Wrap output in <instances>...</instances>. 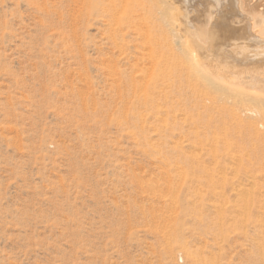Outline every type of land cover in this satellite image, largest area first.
I'll return each instance as SVG.
<instances>
[{"label":"rangeland","instance_id":"1","mask_svg":"<svg viewBox=\"0 0 264 264\" xmlns=\"http://www.w3.org/2000/svg\"><path fill=\"white\" fill-rule=\"evenodd\" d=\"M224 1L175 6L236 18L232 42L264 34V0ZM111 6L0 0V264H264V210L234 172L216 188L199 172L180 78L144 85V38Z\"/></svg>","mask_w":264,"mask_h":264},{"label":"bare ground","instance_id":"2","mask_svg":"<svg viewBox=\"0 0 264 264\" xmlns=\"http://www.w3.org/2000/svg\"><path fill=\"white\" fill-rule=\"evenodd\" d=\"M122 1L124 6L119 9L117 2L109 0L114 15L121 16L115 18V24L132 26L141 32L144 38L141 58L149 63L145 70L152 69L156 73L153 77L149 76L144 85H152L160 94H164L170 89L169 81L175 76L180 78L175 88L180 93L185 110L182 117L186 124L185 141L199 150V172L209 174V184L213 188L220 185L219 180H214L216 175L224 183L228 173L234 172L237 180L229 183L230 188L238 193L243 192L246 198L255 199L260 211L264 210V34L246 37L248 42L244 44L232 42L237 34L229 27L232 21L224 19V23H219L220 19L213 12L215 9L208 14L199 12L193 19L190 17L194 12L192 9L190 15L188 12L183 15L185 9H182V13L181 8L175 6L183 1L186 6H182L189 11L191 0H177L175 5L166 4V0ZM219 2L212 0L210 4ZM244 4L240 5L243 7ZM122 15L126 16L124 20ZM176 16L179 19L185 17V20L178 21ZM258 18V21L264 22L263 15ZM249 21L253 22L251 19ZM165 24L177 29L179 42L176 43L183 49L181 54L178 51L181 48L176 49L173 40L167 36ZM256 27L252 28L256 30ZM216 29L220 32H216ZM246 35L244 32L243 38ZM185 62L188 64L184 67L187 72L184 74L182 65ZM141 72L144 74V71ZM191 133L196 138L195 143L192 142ZM186 160H190L187 155ZM207 160L211 162L212 171H209ZM262 216L264 218L263 213Z\"/></svg>","mask_w":264,"mask_h":264}]
</instances>
